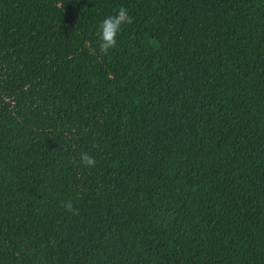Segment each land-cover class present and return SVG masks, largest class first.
Returning a JSON list of instances; mask_svg holds the SVG:
<instances>
[{"label":"trees","instance_id":"obj_1","mask_svg":"<svg viewBox=\"0 0 264 264\" xmlns=\"http://www.w3.org/2000/svg\"><path fill=\"white\" fill-rule=\"evenodd\" d=\"M0 264H264V0H0Z\"/></svg>","mask_w":264,"mask_h":264},{"label":"clouds","instance_id":"obj_2","mask_svg":"<svg viewBox=\"0 0 264 264\" xmlns=\"http://www.w3.org/2000/svg\"><path fill=\"white\" fill-rule=\"evenodd\" d=\"M134 21V17L130 15L126 7L121 6L116 14L105 17L99 24V52L107 55L110 50L114 49L118 44V36L125 25H130ZM79 163L88 168L96 165V158L88 152H82L79 156ZM63 207L73 215H78L79 210L74 207L72 201L63 202Z\"/></svg>","mask_w":264,"mask_h":264}]
</instances>
